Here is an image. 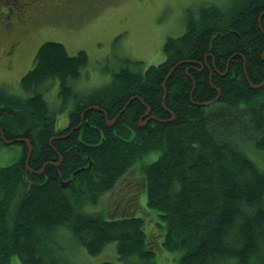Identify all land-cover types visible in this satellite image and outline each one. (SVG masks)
I'll return each instance as SVG.
<instances>
[{
	"label": "trees",
	"instance_id": "16d2710c",
	"mask_svg": "<svg viewBox=\"0 0 264 264\" xmlns=\"http://www.w3.org/2000/svg\"><path fill=\"white\" fill-rule=\"evenodd\" d=\"M199 13L167 39L162 65L127 60L98 91L71 84L86 52L53 41L39 47L22 95L0 86V144L23 148L0 167V264H68L62 227L93 256L116 242L128 264H155L163 249L182 253L178 264H264V166L247 149L253 141L264 163V0ZM53 81L75 127L68 138L44 97ZM133 169L134 197L116 202L123 217L82 209ZM128 199L144 218L126 214Z\"/></svg>",
	"mask_w": 264,
	"mask_h": 264
},
{
	"label": "rangeland",
	"instance_id": "374dc122",
	"mask_svg": "<svg viewBox=\"0 0 264 264\" xmlns=\"http://www.w3.org/2000/svg\"><path fill=\"white\" fill-rule=\"evenodd\" d=\"M13 1V2H12ZM84 0L83 2H86ZM242 0H96L94 3H75L74 8L88 7L81 16H51L41 22L36 21L34 29H19L16 34L4 31L6 17L14 8V0H0V86L22 95L19 91L21 79L34 66L39 47L47 41L63 44L70 55L86 52L88 63L82 69L79 79L71 82L77 92L83 94L100 90L110 85L113 76L127 66V60L142 63V71L150 66L159 65L166 59L164 46L169 37H180L186 31V17L199 16L200 10L215 7L226 12ZM13 20V18H11ZM19 37L21 52L19 57L6 55L10 36ZM17 43L18 41H13ZM59 82H51L44 91L45 99L57 113V129H66L69 113L62 109L59 98ZM240 130L237 128L236 131ZM239 132V131H238ZM9 145V146H7ZM252 158L260 167L264 166L262 156L255 149L253 141L247 145ZM22 145L0 144V167L17 162L22 156ZM139 178L138 170L133 169L124 175L116 185L105 192L96 204L84 205L82 209L89 213L103 212L108 219H119L117 200L122 202L130 194L134 197L133 180ZM129 187H131L129 189ZM141 203H146V194L142 192ZM118 196V197H117ZM128 199L123 208L126 214L144 216L136 211V206ZM147 204V203H146ZM125 214V215H126ZM124 215V216H125ZM155 228L157 229L156 213ZM150 220L149 218H147ZM149 223V222H148ZM57 230L56 238L63 248L68 264H101L111 261L128 264L119 259L117 243L112 242L98 255H90L82 244L71 241L74 236L70 229ZM161 232L162 229L158 228ZM163 236V235H162ZM165 237V234H164ZM164 241V238H163ZM162 241V242H163ZM161 242V244H162ZM182 253L164 250L159 252L155 264H178ZM16 262H14L15 264Z\"/></svg>",
	"mask_w": 264,
	"mask_h": 264
},
{
	"label": "flooded vegetation",
	"instance_id": "af4514ba",
	"mask_svg": "<svg viewBox=\"0 0 264 264\" xmlns=\"http://www.w3.org/2000/svg\"><path fill=\"white\" fill-rule=\"evenodd\" d=\"M83 1L84 0H14V6L17 9V13L14 12L13 8L11 13L7 15L6 22L2 23L4 24L3 29L4 31L11 30L15 35L19 29L33 30L36 21L41 22L51 16L61 18V15H64L65 13L66 16L76 15L77 13L78 16H81L89 8L83 6L74 8L75 3H94L96 0H87L86 2ZM11 18H13V20H11ZM10 39L12 40V42H9V46L7 47L8 52L6 54L8 56V59H10L9 56H18L19 52H21L20 42H22V40L19 37H13V35L10 36ZM15 40H17L18 42H13ZM159 65H162V63ZM70 125L71 123L64 130L63 136H65V138H68L70 136L69 130L75 128H69ZM72 132L73 131H71V133ZM6 141L11 142L8 140Z\"/></svg>",
	"mask_w": 264,
	"mask_h": 264
},
{
	"label": "bare ground",
	"instance_id": "6f19581e",
	"mask_svg": "<svg viewBox=\"0 0 264 264\" xmlns=\"http://www.w3.org/2000/svg\"><path fill=\"white\" fill-rule=\"evenodd\" d=\"M259 87H260V86H259ZM259 87H258V88H259ZM149 110H150V109H149ZM69 123H70V121H69ZM2 139H3L4 142L7 143V144H14V143H15V142H12V141H11V142H7L6 139H5V137H2ZM25 143L28 144V147H29V149H30V153H29V159H30V156H31V144H30V142H29L28 140H25ZM20 158H21V157H20ZM62 161H63V158L61 159L60 162H62ZM59 165H60V163L57 164V166H59ZM27 170H28L29 172H31V173L33 172V171L30 169L29 164H27ZM25 181H26V182L28 181V180H27V177H25ZM62 183H63V181H62ZM62 185H63V187H69L71 184H70V185H67V186L64 185V184H62Z\"/></svg>",
	"mask_w": 264,
	"mask_h": 264
},
{
	"label": "water",
	"instance_id": "95a60500",
	"mask_svg": "<svg viewBox=\"0 0 264 264\" xmlns=\"http://www.w3.org/2000/svg\"><path fill=\"white\" fill-rule=\"evenodd\" d=\"M150 113V110L148 109V112H147V114H149ZM72 183V180H67L65 183L63 182V184L64 185H70Z\"/></svg>",
	"mask_w": 264,
	"mask_h": 264
}]
</instances>
